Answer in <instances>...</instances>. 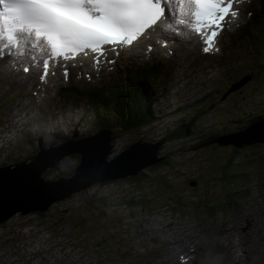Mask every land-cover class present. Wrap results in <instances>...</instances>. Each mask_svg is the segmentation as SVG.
Masks as SVG:
<instances>
[{"label":"rangeland","instance_id":"374dc122","mask_svg":"<svg viewBox=\"0 0 264 264\" xmlns=\"http://www.w3.org/2000/svg\"><path fill=\"white\" fill-rule=\"evenodd\" d=\"M258 8V0H254L246 5L245 12L252 9L253 13L257 15ZM263 17L261 16V18ZM263 19L258 20L255 26L249 27L248 33L252 37V41H250V49L246 58L241 61L239 57L241 62L232 67L230 65L227 72L221 69L215 71L209 62L198 57L197 48L188 50L185 48L186 45L182 44L178 47L177 54L176 51L174 52V56H179L175 63H178L176 65L183 75L184 94L190 95V90L195 91V99L201 96L197 93L201 86L195 84L194 75L211 74L217 89L222 84L220 80L222 77L227 78L225 82L228 83L239 73H255V78L242 77L244 79L242 82L247 85L242 88L237 87L239 92L233 94L232 90L227 88L222 91L215 89L213 93L221 96L222 101H213V104L210 105L207 103L205 110H203L205 105L202 104V101H197L193 110H196L197 118L204 124L203 126L202 124L197 126L196 123L189 121L188 125L193 127L187 129L185 136L179 134L180 138L170 139V134L172 136L176 129L173 130V126L169 128V125H173L172 123L177 121L176 127L178 126L177 129H179L183 125L185 126V122L190 118L186 109L183 112H175V115L163 113L161 117L156 114L157 117L153 118L151 124L139 130H135L132 125L125 124V120L124 124L122 121L119 124L112 121L111 128L115 127V124L121 128L118 134L113 135L115 141L111 142L113 158L123 152L120 149L123 146L122 141L124 148L136 144L138 141L153 142L161 145V148L156 152L155 159L164 158L165 165H156L149 171L145 170V175L140 174V179L135 186H128L126 181L99 186L98 184L91 185L63 202H55L54 206L51 204L48 208L50 210L48 213L45 212L46 215L42 218L33 216L31 213L24 216H12L0 225V264H172L170 249L175 248L178 243V241L177 243L171 241L170 233L175 232L172 224L179 225L183 230H190L192 233L194 230H191V226L197 225L210 229L224 221L227 223L228 230L231 231L224 235L222 231L211 230L208 236L212 240L226 236L232 242L236 238L246 247L247 240L255 237L250 229H254L257 233L260 225L259 218L250 220L246 228L248 229L247 238L235 236L240 230L245 229L244 227L240 228L244 219L246 220L250 216L252 218L254 205L264 202V184L262 186L264 158L261 157L264 155V143H258L260 145L258 148L248 146L238 149L236 154L230 157L231 147L220 145L221 137L217 133L218 131L222 132L223 128L226 134L233 133L234 130L243 126L244 120L247 122L252 117L264 116V40L260 42L259 39L257 40L258 29H263L261 25L259 26ZM229 22L232 26L231 21ZM241 28L242 26L237 28L235 24L222 36L221 50L218 55L220 57L213 60L219 65H225V68L228 67L229 59L235 63L234 57L240 53L239 49H246L244 44L234 41ZM228 38H233V43L227 44ZM252 42L255 44L251 47ZM159 50V47L156 46V51ZM170 57L167 53L156 52L150 56H144L140 60L147 62L154 58L165 60ZM122 63L127 67L137 62L126 59ZM208 80L205 79L204 84H207ZM14 84L17 85L19 91H28L32 82L28 78H7L0 82V90H10L13 93V90L16 89ZM199 91L205 93L204 88H200ZM148 92L145 95L154 99L153 92L149 90ZM257 92L263 96L258 97V103L253 98V94H257ZM175 96L179 99V95L173 94L170 96V100ZM5 97L6 95H3L2 98ZM204 101L208 100L205 98ZM178 103H181V107H183L182 100ZM59 108L63 107H60L56 100L49 98L41 107L40 111L43 112V115H35L31 123L28 115L21 119L23 108L16 107L15 103L10 102L6 110L0 108V140L3 137L7 142L4 143V146L12 147L9 162L27 159L56 144L71 139L90 137L101 130V127H98L100 119L95 117L92 112H88L83 119L88 125L79 127V130L73 132L69 131V136L60 134L56 132L57 130L50 134L49 132L53 130L52 120H50L52 118L49 117L48 120L42 118ZM66 108V112H68V106L64 107V109ZM155 109H159V106ZM246 109L247 112H245ZM193 110H190V113L194 114ZM184 113L187 114L186 117ZM8 114H11L13 120ZM169 115L171 118H168ZM110 116L109 119L112 118V115ZM236 117H238L236 122L230 123V121H234L232 118ZM94 119L97 120V125L93 131L88 133V126L95 122ZM238 121L242 123L239 124ZM25 122L30 123L29 132H34L35 136L22 131L28 132L24 125ZM10 126L16 128L9 129ZM107 128L110 127L107 126ZM38 130L42 132L43 137L39 138L41 133ZM13 133L17 135H13ZM262 133H264V129H262ZM209 135L215 138L210 141L203 140V137ZM78 156V154H73L58 162V169L64 175L60 174L57 178L72 176L79 163ZM232 174H240L242 177H229ZM56 176V172L51 171L48 177L56 178ZM136 197L139 199H133V202L143 201L142 204L153 206L155 211L152 209L153 207L149 209L144 205L145 209L128 208L122 205ZM113 198H116L114 202ZM148 202L155 204H148ZM168 210L177 217L174 221L168 219L170 216ZM163 211L166 213H162ZM153 214L156 215L152 216ZM168 221L172 223L169 222V226L165 225ZM161 224L165 227L159 233L156 231V226ZM236 226L239 228L234 230ZM150 227L155 228L160 240L156 241L154 233L149 231ZM156 242H158L155 247L157 254L145 255V252L152 249L151 243ZM166 242H168V246ZM222 242L224 243V241ZM232 250H237L239 255L244 252V248ZM256 252L258 257H263L264 251L256 250ZM228 263L227 259L219 260L213 264ZM238 263L240 264V261L235 263L231 260L230 262V264Z\"/></svg>","mask_w":264,"mask_h":264},{"label":"water","instance_id":"95a60500","mask_svg":"<svg viewBox=\"0 0 264 264\" xmlns=\"http://www.w3.org/2000/svg\"><path fill=\"white\" fill-rule=\"evenodd\" d=\"M242 84L241 81L238 85ZM263 124L264 118L252 123L249 128L221 137L219 144L240 149L264 143ZM120 131V127H113L105 132H96L89 138L71 139L18 161L23 163L1 167L0 225L17 214L24 216L45 212L51 204L69 198L91 185L136 176L141 169H151L162 161V158L155 159L160 143L153 142H138L147 149L143 151V148L134 145L107 161V154L112 151L110 140ZM73 154L79 155V163L71 177H61L54 181L43 179V173Z\"/></svg>","mask_w":264,"mask_h":264},{"label":"snow or ice","instance_id":"6c2138e0","mask_svg":"<svg viewBox=\"0 0 264 264\" xmlns=\"http://www.w3.org/2000/svg\"><path fill=\"white\" fill-rule=\"evenodd\" d=\"M10 5L14 12L11 19H20L38 26L55 51L89 49L98 51L100 45L114 42L131 43L139 28L156 25L166 9L161 0H0ZM199 7L196 16L207 17L209 23L220 26L228 8L220 7L230 0H191ZM93 6V7H87ZM219 11L220 15H216ZM6 15L0 11V17ZM147 25L144 27V25ZM142 32V31H140ZM216 33H213L215 36ZM134 37V39H130ZM211 40V37H209ZM115 51V49H113ZM205 47L204 51L208 52ZM99 51L103 53V49ZM48 61L46 62V70ZM27 71V69H25Z\"/></svg>","mask_w":264,"mask_h":264},{"label":"trees","instance_id":"16d2710c","mask_svg":"<svg viewBox=\"0 0 264 264\" xmlns=\"http://www.w3.org/2000/svg\"><path fill=\"white\" fill-rule=\"evenodd\" d=\"M150 76V75H149ZM149 76H144L145 78H148ZM115 82V80H114ZM114 88L111 90V89H100V90H96V91H93L88 97V101L90 103H93V104H97V105H107V107L109 108V111L111 112H114V116L117 117L116 120H117V123L119 124L120 121L123 122L124 124V120H125V124L127 125H132L135 130H139L141 128H145L146 126H148L149 124H151L153 122V118L150 116V113L149 112H152L153 114L156 112V107L157 105L155 106V104L153 105V107L150 109L149 108V105H151L152 103L149 104V97L147 95H144L142 93V90L139 86V84L137 82H135L134 84H130V82H127V81H117V83L115 85H113ZM144 92V91H143ZM152 98V97H151ZM196 114L194 115L193 113H187L191 118L192 120L196 123L197 126H199V124L196 122L198 121V118H197V112L196 110H193ZM258 117V116H257ZM257 117H255L252 121H250V123H247V125L241 127V129H239L240 131L244 130L248 125H251L252 123H255V122H258L260 121L261 118H263V115L257 119ZM168 118H171V116L169 115ZM112 119V120H111ZM111 119H107L105 121V124L106 126H104V128H107L108 127H112L111 125H113V118ZM94 123H92L90 126H88V133H90V131H93L97 125V120L94 119ZM172 123V122H171ZM173 125H169V128H171V126H173V130L176 129V124H178L177 121L173 122L172 123ZM115 127H118L117 124H115ZM193 126L190 125V128H192ZM186 126H182L180 127L179 129H176V132H173L174 134L171 136L170 134V139H178L180 137H178L179 134L182 135H186ZM170 133V132H168ZM172 133V132H171ZM225 133V129L223 128L222 129V132L221 131H218L217 135L219 134H223ZM178 137V138H177ZM218 137V136H216ZM221 137V136H220ZM205 141H210L212 140L213 138H215L214 136H206V137H203ZM138 142H141V141H138ZM132 145V144H131ZM130 145V146H131ZM130 146H127L124 148L121 147L120 149L122 151H125V150H128ZM260 145L259 144H254V145H251L252 148L254 147H259ZM161 147L159 146L158 149H160ZM242 148H247L246 146L242 147ZM240 148V149H242ZM256 148V149H257ZM238 151V149L236 148H232L231 147V155L230 157H232L233 155L236 154V152ZM114 157L113 153L108 157V160H111L112 158ZM262 158H264V155H261ZM162 161L160 162H157V166L158 165H161L164 164L165 165V161H164V158L161 159ZM155 164V165H156ZM147 168L149 167H146L144 168L141 172V171H138L137 175L136 176H129V177H126V178H123V179H119V180H116L117 181H121V180H125L129 185H137L139 179H140V174L143 176L145 175V170H147ZM150 169V168H149ZM148 169V171H149ZM52 169L48 170V172H51ZM53 171H57V172H60V170L58 169V165L56 164L55 167L53 168ZM47 173V172H45ZM62 173V172H60ZM114 183L113 181H105L103 184H108V183ZM133 199V198H132ZM141 202V203H140ZM143 201H140V200H137L135 202L133 201H129L125 204V206H130V207H139V208H142V209H145L146 208H149L151 209L152 207H149L147 206L146 204H142ZM148 204H155L153 202H148ZM145 207H144V206ZM154 211H155V208L153 207L152 208ZM152 213V212H151ZM35 216H37L38 218H42L45 216L44 213L40 212V213H35L34 214ZM79 225V224H78Z\"/></svg>","mask_w":264,"mask_h":264},{"label":"bare ground","instance_id":"6f19581e","mask_svg":"<svg viewBox=\"0 0 264 264\" xmlns=\"http://www.w3.org/2000/svg\"><path fill=\"white\" fill-rule=\"evenodd\" d=\"M87 7H93V6H87ZM238 11H240L239 9H238ZM238 13V12H237ZM12 14H13V11H12ZM177 14V13H176ZM168 22H167V24H166V28H172V27H174L175 25H176V23L178 22V19L176 18V15H174L173 16V13H171L170 14V16H169V18H168ZM172 21H176L175 23H173ZM232 21V25H234L236 22L234 21V20H231ZM170 24H175V25H173V26H170ZM162 31V32H161ZM159 30V32H161L160 34H159V38L161 39V40H163L164 42H167V43H169V41H172L173 39L172 38H174L173 36H177V35H172V34H170V33H167V35H166V31H163V30ZM159 32H157V33H159ZM153 35H154V33L153 34H151L150 35V38H148L143 44H140V45H138V46H135L134 48L132 47V50H130V52L131 53H129L128 54V52H126V53H121V55H123V57H120V58H117L116 56H117V54L116 53H114V52H112V51H107V52H105L106 54H105V56H107V57H110V58H115V61H118V60H126V59H132L133 58V60H138V58H139V56L140 55H142L143 56V53H142V48H143V50L145 51L146 50V46L147 45H152L153 47H154V52H157L156 51V44H155V41H154V39H153V41H151V39H152V37H153ZM181 36V35H180ZM171 37V38H170ZM184 40L186 41V43H185V48H187V49H189V48H191V49H193V48H195V43H196V38H194V39H187L186 40V38H184ZM255 44V43H254ZM253 44V42L251 43V47H252V45H254ZM177 45V43L175 44V46ZM175 46H173V47H175ZM173 47H171V46H166V47H163L164 49H166V48H173ZM160 49V48H159ZM160 50H162V48L160 49ZM30 51V53L31 54H33V53H36V52H34V49H32V50H29ZM150 54H152V53H150ZM172 55V60H173V62H175L176 61V59H177V57L178 56H174V52L171 54ZM210 57H213L214 56V54L213 53H210V55H209ZM198 57L199 58H202L203 57V55H198ZM125 58V59H124ZM199 63V62H198ZM72 66H74L73 64H71L70 63V66L69 67H72ZM81 68H83L84 69V71L86 70L87 72H91V71H94V70H97V69H99L100 67H97V65H90V64H88V63H86V62H83L82 63V65H81ZM85 71V72H86ZM15 78H16V76H14ZM114 80V79H113ZM74 95V93L71 91V90H68V89H66L65 90V96H73ZM229 101V100H228ZM217 104V103H216ZM67 109V108H66ZM201 111V110H200ZM63 113L64 112H66V110H64V111H62ZM56 116V113H52V114H49V115H46V116H44L42 119H44V120H48L49 119V117H51V118H53V117H55ZM236 119H238V117H236V118H232V120H234V121H230V123L231 122H236L235 120ZM11 120H13V117L11 116ZM199 121V120H198ZM198 121H196L198 124H200V121L198 122ZM239 122V121H238ZM202 123V122H201ZM204 124H202V126H203ZM200 126V125H199ZM86 132V131H85ZM74 134V133H73ZM161 146V145H160ZM175 149V148H174ZM158 151V150H157ZM124 152V151H123ZM108 160V159H107ZM254 211H253V213H252V215H253V217H252V219L253 218H259V222H260V225H259V227H258V229H257V237H256V242H255V245H251L250 247H244L245 245L244 244H242L241 242H240V240H237V239H234L235 241L234 242H232L231 240H228V239H226L225 237H223L222 238V240L224 241V243L226 244V245H230V247L232 248V249H235V248H239V249H242V248H244V252L241 254V255H239V252L237 251V250H232V249H230L229 248V251H230V256L227 258L228 259V261H229V263L228 264H230V262H231V260L233 261V262H239L240 261V264H264V255H263V257L262 256H259L258 257V253L256 252V250H259L260 252H262V251H264V218H263V215H264V202H261V203H259V204H255L254 205ZM251 219V220H252ZM169 223V222H168ZM165 227V225H160V226H156V231L157 232H161V230L163 229ZM202 227L201 226H194V227H192L191 226V230H195V233H199L200 231H199V229H201ZM149 231H151V232H153L154 233V235L153 236H155L156 237V241H158V240H160L159 238H158V236H157V234H156V232H155V228L154 227H150L149 228ZM187 231L188 230H186V232L185 233H183V234H180V237H179V240H178V242H180L179 243V245H178V248H175L174 249V251L171 253V258H170V260L172 261V264H174V263H176V264H180L179 263V261H178V254H184V253H195L196 251L198 252V248H202V246L204 245V243H203V239L202 238H198L197 240H196V242H192V241H189L188 240V234H187ZM222 232L224 233V235L226 234V231L223 229L222 230ZM254 229H253V231H252V234L254 235ZM261 239V240H260ZM254 240V239H253ZM260 240V241H259ZM191 243H195L196 244V246H197V250L195 251L194 249H193V246H191ZM192 250V251H191ZM239 257H242V259H239ZM203 258V257H202ZM213 260L215 261V262H218L219 261V259L216 257V256H214L213 255ZM193 259V258H192ZM196 260H199V259H195L194 261H195V263H196ZM200 261V260H199ZM206 262L208 263L209 261H207L206 260ZM206 262H204V263H206ZM201 263V261L198 263V264H200ZM197 264V263H196ZM202 264V263H201ZM210 264H212V263H210ZM239 264V263H238Z\"/></svg>","mask_w":264,"mask_h":264},{"label":"clouds","instance_id":"9594fccd","mask_svg":"<svg viewBox=\"0 0 264 264\" xmlns=\"http://www.w3.org/2000/svg\"><path fill=\"white\" fill-rule=\"evenodd\" d=\"M244 85H247V83H243L241 86L238 85L237 87H238V88H242ZM237 87H236V91L239 92V89H238ZM220 100L222 101V97H221ZM253 108H254V106L252 107V109H253ZM193 109H194V108H193ZM193 109H189V108H187L186 111L191 112L190 110H193ZM183 111H184V110H183ZM183 111H181V112H183ZM247 111H248V110L246 109L245 112H247ZM185 113H186V112H185ZM185 113H184V114H185ZM195 114H196V113L194 112V115H195ZM186 115H187V114H186ZM236 115H237V114H236ZM196 116H198V115H196ZM256 117H257V116H256ZM260 117H261V116H260ZM254 118H255V117H252V118L249 119L247 122H246V120H244L245 123L243 124V126L247 125V123H250V121H252ZM258 118H259V116L257 117V119H258ZM263 118H264V116H263ZM261 119H262V118H261ZM190 121H192L193 123H195L193 120H190ZM193 123H192V124H193ZM232 123L234 124V122H232ZM237 123L240 124V123H242V122L239 121V122H237ZM201 124H202V123H201V121H200V124H199V125L201 126ZM243 126H242V127H243ZM248 126H249V125H248ZM248 126H247V127H248ZM247 127H246V128H247ZM187 129H191V128H190V127H189V128H186V131H185V132H187ZM239 129H241V127H240ZM239 129H238V130H234L233 133L239 132V131H240ZM211 131H212V130H211ZM216 132H217V131H216ZM216 132H215V133H216ZM212 133H213V132H212ZM233 133H230V132H229V134L224 133V134H219L218 136L223 137V136H228V135L233 134ZM114 141H115V140H113V137H112V139L110 140V144H111V142H114ZM122 143H123V141H122ZM230 147H232V146H230ZM232 148H233V147H232ZM112 153H113V152H110L109 156H110ZM119 154H120V153H118L116 156H118ZM109 156H107V159H108ZM116 156H115V157H116ZM107 159H106V160H107ZM112 159H113V158H112ZM112 159H111V160H112ZM107 161H110V160H107ZM57 165H59V164L57 163ZM47 171H48V170H47ZM141 171H142V170H141ZM54 172H56V175H57L56 178H54V177H52V178L48 177L50 173H43V175H42V176H43V179L46 180V181H54V180H57V179H58L57 177H58L60 174H61V175H64L63 172H62V173L57 172V171H54ZM73 172H74V171H73ZM72 175H73V174H72ZM229 177H231V178H235V177H236V178H241L242 176H240V174H232V175H229ZM49 178H50V179H49ZM59 178H61V177H59ZM63 178H64V177H63ZM68 178H69V177H68ZM113 182H116V181L113 180ZM103 183H104V182H102V183H97V184H98V186H99V185H107V184H103ZM110 183H111V182H110ZM110 183H108V184H110ZM263 184H264V182H262V186H263ZM191 186H192V185H191ZM262 186H261V188H263ZM76 194H77V193H76ZM73 195H75V194H72V195L70 196V198H71ZM230 195H231V194H230ZM231 196H233V195H231ZM66 199H69V198H66ZM66 199L61 200V201H58L57 203H59V202H63V201H65ZM114 201H115V198L113 199V202H114ZM132 201H133V200H132ZM54 205H56V204H53V206H54ZM122 205L124 206L125 204H122ZM225 205H226V204H225ZM124 207L131 208L130 206H124ZM164 207H165V205H164ZM164 207H163V208H164ZM210 207H211V206H210ZM49 210H50V209L46 210L45 212L48 213ZM45 212H42V213H44V214L46 215ZM168 212H170V216L168 217V219L174 221V219L177 218V217H175V214H173L172 211H169V210H168ZM162 213H166V212L163 211ZM150 214H152V213L150 212ZM150 214H147V215H150ZM17 215H19V214H17ZM32 215L35 216L34 214H32ZM155 215H156V214H153L152 216H155ZM252 217H253V216H252ZM251 219H252V218H251V216H250V220H251ZM251 221H252V220H251ZM168 222L171 223V221H168ZM168 222H167L165 225L169 226L170 224H168ZM224 223H226V222H224ZM171 224H172V223H171ZM226 224H227V223H226ZM172 226L174 227L175 230H173V231H175V232H171V233H170V235H171V236H170V237H171V240H172L173 235L180 237L179 234H183V233L186 232V231L183 230V228H181L179 225L177 226V225L172 224ZM188 231H189V230H188ZM188 231H187V232H188ZM176 233H177L178 235H177ZM149 241H150V239H149ZM157 243H158V242H156V243H151V247H152V249L148 251V252H150V254L154 253V247L157 246V245H156ZM167 243H168V242H166V244H167ZM178 245H179V244H176L177 247H178ZM136 248L139 249L137 246H136ZM138 251H140V250H138ZM154 254H157V252H155Z\"/></svg>","mask_w":264,"mask_h":264}]
</instances>
